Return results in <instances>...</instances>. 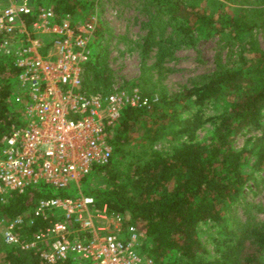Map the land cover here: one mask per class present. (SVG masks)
Listing matches in <instances>:
<instances>
[{
    "label": "trees",
    "instance_id": "16d2710c",
    "mask_svg": "<svg viewBox=\"0 0 264 264\" xmlns=\"http://www.w3.org/2000/svg\"><path fill=\"white\" fill-rule=\"evenodd\" d=\"M154 8L150 31L144 41L145 53L157 48L158 66L173 54L178 42L173 37L157 39V32L172 28L181 36L180 43H194L198 33L220 38L222 49H228V63L218 64L216 71L202 83L183 92L145 96L157 101L150 108L127 107L110 136L113 157L108 165L98 166L87 177L82 188L85 195L107 206L113 213L124 214L129 222L144 229L147 241L144 251L159 264H264V221L247 222L235 233L219 256L207 258L199 226L224 223L232 207L242 197L250 178L243 170L251 151L237 150L233 142L244 129H262L264 118V48L256 36L264 31V0H147ZM48 4L58 18L75 17L87 5L85 0H39ZM102 35L97 28L96 42ZM165 35V34H164ZM161 35L159 37H164ZM84 66L83 87L88 94L105 91L111 70L106 48L94 50ZM18 69L0 57V151L2 140L21 113L11 105L15 94ZM224 102L229 109L219 118L205 120L200 114L187 117L195 106ZM212 122L210 138L199 141V131ZM146 131L140 156L121 170L119 157L136 140L134 130ZM168 138L178 144L170 154H163L156 143ZM254 167L264 170V145L253 152ZM104 176L105 186H94L92 179ZM83 181V182H84ZM82 182V183H83ZM71 193L49 187L29 189L23 195L0 202V219L13 218L32 210L41 198L66 197ZM33 233V229L30 230ZM3 264H47L34 251L3 247ZM1 258V257H0ZM59 264H74L67 261Z\"/></svg>",
    "mask_w": 264,
    "mask_h": 264
},
{
    "label": "built area",
    "instance_id": "2783aa9c",
    "mask_svg": "<svg viewBox=\"0 0 264 264\" xmlns=\"http://www.w3.org/2000/svg\"><path fill=\"white\" fill-rule=\"evenodd\" d=\"M38 2L0 0V57L19 71L11 101L21 113L2 140L0 202L42 186L71 194L41 198L23 215L2 217L0 236L47 264H159L144 251V229L82 191L94 169L110 163L109 138L123 110L150 108L157 98L138 88L88 94L84 66L97 20L60 19Z\"/></svg>",
    "mask_w": 264,
    "mask_h": 264
},
{
    "label": "rangeland",
    "instance_id": "374dc122",
    "mask_svg": "<svg viewBox=\"0 0 264 264\" xmlns=\"http://www.w3.org/2000/svg\"><path fill=\"white\" fill-rule=\"evenodd\" d=\"M88 4L75 17L76 21H87L95 18L98 27L102 29V35L94 42V50L107 49L108 64L111 70L109 86L105 91L117 89L131 90L134 86L143 88L145 92L160 96L162 93L168 95L183 92L202 83L208 76L213 74L219 63H228V49H222L220 38L211 36L209 33H198L195 35L194 43H180L181 36L174 34L171 27L165 31L157 32V39L168 40L173 37V42H178L173 48V54L166 57L162 66H158L157 48L150 53L144 51V41L150 31V22L154 8L147 0H85ZM41 6L51 7L48 4ZM165 34V35H164ZM164 35V37H159ZM256 36L264 48V31L257 30ZM93 53V52H92ZM149 98H151L148 95ZM17 107L16 101L11 102ZM229 104L216 102L204 107H193L186 116L200 114L205 120L219 118L229 108ZM215 126L208 122L198 134L199 141L210 138ZM135 142L125 149L119 157L121 170L125 171L130 162L137 161L143 144L146 131L142 128L135 129ZM177 142L168 138L156 143L155 147L163 154H170ZM264 145V118L262 129H244L236 137L233 146L237 150L246 149L252 152L248 165L243 172L250 180L244 189L242 197L232 207L224 223H203L199 226V235L208 249L207 258L219 256L220 250L230 244L238 231L239 226L250 222L258 223L264 221V170L254 167L256 152ZM93 173V172H92ZM91 179V177H89ZM108 179L104 176H96L92 179L94 186L107 185ZM86 181L82 183V188ZM74 188V184L71 187ZM3 247H7L2 241ZM0 264H3L4 255L0 254ZM264 263V255L262 256Z\"/></svg>",
    "mask_w": 264,
    "mask_h": 264
}]
</instances>
